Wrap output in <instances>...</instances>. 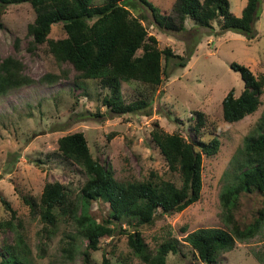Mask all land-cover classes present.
Segmentation results:
<instances>
[{
	"label": "rangeland",
	"instance_id": "rangeland-1",
	"mask_svg": "<svg viewBox=\"0 0 264 264\" xmlns=\"http://www.w3.org/2000/svg\"><path fill=\"white\" fill-rule=\"evenodd\" d=\"M148 1L179 24L174 10L177 0ZM230 2L233 13L240 16L247 0ZM124 3L135 15L145 18L143 24L157 37L159 47H170L175 55L169 61L163 58L168 75L160 86L136 80L123 82L126 102L145 99L149 104L139 112L127 114L112 112L103 102L109 90L103 89L99 80L77 79L72 65L58 63L46 44L36 53L28 51V25L36 18L35 10L29 2L7 6L3 14L5 28L0 29V56L20 57L25 73L36 81L0 97V251L7 244H15L22 235L32 264H103L105 255L111 264H143L129 246L127 230L132 232L133 228L125 223L124 232L102 238L100 249L93 251L85 262L83 252L88 241L75 236V223L70 218L61 221L56 234L48 238L44 223L24 197L40 201L45 184L59 181L67 185L71 198L78 202L87 175L78 164L58 153L59 138L74 132L85 134L93 156L103 163L109 162L118 180H144L155 170L162 178L180 184L179 173L169 170L151 132L158 123L165 132H179L196 141L190 125L197 110L206 113L205 131L215 132L222 141L216 155L204 157L202 198L181 212L158 214L152 226L139 230L152 248L168 236L181 241L183 253L169 254V264H206L193 252L186 236L202 227H227L220 194L235 180V163L245 137L257 128L264 111V94L255 113L233 123L224 120L222 102L231 89L239 95L244 87L240 73L231 67L232 62L248 66L256 76L264 74V0L252 35L222 31L217 21L205 27L191 18L186 19L183 31L161 28L148 6L139 0ZM62 35V25L57 24L49 37L56 39ZM182 62H187L186 66H181ZM47 73L61 77L53 83L42 81ZM2 198L17 212L11 227L5 225L11 212ZM262 200L257 192L242 194L235 219L250 223ZM109 212V205L103 200L91 205L90 213L98 221L107 218ZM70 241L74 244L72 251ZM263 250L264 225L254 238L237 240L233 250L221 254L218 264H262L257 255Z\"/></svg>",
	"mask_w": 264,
	"mask_h": 264
},
{
	"label": "trees",
	"instance_id": "trees-1",
	"mask_svg": "<svg viewBox=\"0 0 264 264\" xmlns=\"http://www.w3.org/2000/svg\"><path fill=\"white\" fill-rule=\"evenodd\" d=\"M124 1L106 0L95 5L94 0H0V29L5 28L3 14L7 6L29 2L36 18L28 25V51L36 53L41 45L46 44L58 63L72 65L77 79L99 80L101 87L109 90L103 102L112 112L135 113L149 104L145 99L126 102L123 82L136 80L160 86L168 75L163 58L169 61L175 55L170 47H159L157 37L150 34L143 24L145 18L135 15ZM139 1L150 8L154 22L161 28L183 31L186 19L191 18L205 27H211L217 21L222 31L252 35L262 0H247L240 16L231 10L230 0H177L174 10L178 13L179 24L150 1ZM57 24L62 25L63 35L50 38ZM16 50H19L18 43ZM186 63L182 62L181 66H186ZM231 67L240 73L244 82L239 95L231 89L222 102L224 120L233 123L259 109L264 94V74L256 76L248 66L237 62H232ZM60 77L47 73L41 80L53 83ZM35 81L25 73V64L20 57L12 54L0 56V97ZM191 121L190 130L197 136L196 141L179 132H165L158 123L151 132L169 170L179 173L180 184L162 178L155 170L144 180H118L109 162L103 163L93 156L83 132L60 137L58 153L78 164L87 179L81 187L78 202L71 198L67 185L59 181L45 184L40 201L24 197L44 223L43 231L48 238L56 234L61 221L70 218L76 225L75 236L88 241L83 252L84 260L88 262L92 252L100 249L101 239L124 232L122 226L125 223L133 228L132 232L127 230L129 246L143 264H169V254L183 253L181 241L173 236L166 237L152 248L139 228L152 226L158 214L181 212L202 198L204 157L216 155L222 141L215 132L205 131V112L195 111ZM235 165V180L220 194L224 222L228 228L202 227L186 236L193 252L206 264H218L221 254L233 250L237 240L254 238L264 225V111L255 132L245 137ZM254 192L262 196V206L250 223L242 224L235 219L242 194ZM2 200L11 212V219L5 225L11 227L17 220V212L10 202ZM97 200L105 201L110 208L108 217L102 221L90 213L92 203ZM70 238L74 240V237ZM68 243L71 245L69 251H72L74 244ZM257 256L264 264V250ZM0 264H32L30 250L22 235L18 236L15 244L3 247ZM103 264H111L106 255Z\"/></svg>",
	"mask_w": 264,
	"mask_h": 264
}]
</instances>
